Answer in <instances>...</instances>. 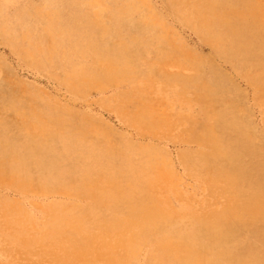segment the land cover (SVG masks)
<instances>
[{
  "label": "rangeland",
  "instance_id": "rangeland-1",
  "mask_svg": "<svg viewBox=\"0 0 264 264\" xmlns=\"http://www.w3.org/2000/svg\"><path fill=\"white\" fill-rule=\"evenodd\" d=\"M199 1L0 0V264H107L100 246L115 237L103 234L105 224L127 219L139 197L173 214L157 235L183 241L195 233L190 215L222 211L230 196L251 194L246 186L209 181L199 156L209 150L210 132L223 149H236L240 161L232 166L264 178V86L254 78L264 50L254 47L245 57L232 44L210 43L192 13ZM245 1L258 6L251 19L264 27V0L234 4ZM106 56L120 60L124 74L102 77ZM142 109L149 113L135 116ZM28 143L39 149L33 153ZM109 182L121 193L117 204L107 199ZM248 220L231 226L204 260L264 264V220ZM207 242L198 234L192 245ZM131 250L126 264H156L152 239ZM120 251L114 247L115 257Z\"/></svg>",
  "mask_w": 264,
  "mask_h": 264
},
{
  "label": "bare ground",
  "instance_id": "bare-ground-1",
  "mask_svg": "<svg viewBox=\"0 0 264 264\" xmlns=\"http://www.w3.org/2000/svg\"><path fill=\"white\" fill-rule=\"evenodd\" d=\"M146 1V0H145ZM238 1V0H234ZM233 0H200L193 6L192 13L194 17L198 19L199 25L202 28L203 32L206 33L210 37V43L223 46L227 44H232L234 49L240 51V54L245 57L250 53L252 48L258 47L260 50H264L263 41L264 35H262L261 30L262 24L252 21L251 15L256 11L257 8L253 7V4H249L248 2H242L243 6L238 8L235 6ZM240 1V0H239ZM194 2V1H192ZM125 3V2H124ZM131 3V2H130ZM178 3V2H177ZM138 4V3H137ZM136 4V5H137ZM148 4V2H147ZM256 5V4H254ZM88 6V5H87ZM186 6V5H185ZM133 7V6H131ZM136 7V6H135ZM147 7V5H146ZM190 7V6H189ZM253 7V8H252ZM127 9V8H125ZM132 9V8H131ZM146 10V9H145ZM150 10V9H149ZM184 10V9H183ZM147 11V10H146ZM133 12H135L133 10ZM145 12V11H144ZM100 13V12H99ZM149 13V12H148ZM151 13V12H150ZM146 14V13H145ZM125 15V14H123ZM143 15V13H142ZM149 15V14H148ZM151 16V15H150ZM148 16V17H150ZM102 17V16H100ZM136 17V16H135ZM138 17V16H137ZM254 18V17H252ZM103 19V18H102ZM139 20V19H138ZM142 20V19H141ZM260 21V20H258ZM143 23V21H142ZM145 23V22H144ZM104 26V25H103ZM107 26V25H106ZM111 27V26H110ZM144 27V26H143ZM106 28V27H105ZM116 29V28H115ZM128 30V29H125ZM124 30V32H125ZM26 31V30H25ZM84 31V30H83ZM108 31V30H107ZM264 31V30H263ZM48 32V31H47ZM26 33V32H24ZM41 33V32H40ZM43 33V32H42ZM150 33V32H149ZM22 34V33H21ZM96 34V33H95ZM98 34V33H97ZM108 34V33H107ZM123 34V33H122ZM249 34H251L249 36ZM45 35V34H44ZM124 35V34H123ZM48 36V35H47ZM50 36V35H49ZM130 36V35H129ZM207 36V37H208ZM245 36V38H244ZM22 37V36H21ZM51 37V36H50ZM105 37V36H103ZM124 37V36H123ZM151 37V36H150ZM97 38V37H96ZM102 38V37H101ZM106 38V37H105ZM123 39V38H122ZM131 39V37L129 38ZM143 39V38H142ZM35 40V39H34ZM101 40V39H100ZM125 40V39H124ZM31 41V40H30ZM105 41V40H104ZM132 41V40H131ZM98 42V41H97ZM106 42V41H105ZM124 42V41H123ZM96 43V42H95ZM101 43V42H100ZM146 43V42H143ZM22 44V43H21ZM37 44V43H36ZM102 44V43H101ZM118 44V43H117ZM120 44V43H119ZM123 44V43H121ZM126 44V43H125ZM125 44L122 45L125 47ZM131 44V43H130ZM38 45V44H37ZM96 45V44H95ZM94 45V46H95ZM210 45V44H209ZM46 46V45H45ZM108 46V45H105ZM229 46V45H228ZM227 46V47H228ZM231 46V45H230ZM38 47V46H37ZM51 47V46H50ZM99 47V46H98ZM97 47V48H98ZM117 47V46H116ZM119 47V46H118ZM129 47V46H128ZM226 47V48H227ZM42 48V47H41ZM63 48V47H62ZM88 48V47H87ZM108 48V47H107ZM134 48V47H133ZM225 48V47H224ZM36 49V48H35ZM59 49V48H58ZM102 49V48H101ZM117 49V48H116ZM62 50V49H61ZM87 50V49H86ZM89 50V49H88ZM124 50V49H123ZM134 50V49H133ZM52 51V50H51ZM102 51V50H101ZM117 51V50H116ZM130 51V50H129ZM231 52V50H229ZM99 52V51H98ZM97 52V53H98ZM106 52V51H105ZM230 52L226 51L225 54H230ZM103 53V52H102ZM101 53V56H102ZM257 53V52H256ZM35 54V53H34ZM133 54V53H132ZM137 54H139L137 52ZM252 54V53H251ZM62 55V54H61ZM65 55H67L65 53ZM89 55V54H88ZM95 55V54H94ZM128 55V54H127ZM135 55V54H134ZM129 56V55H128ZM227 56V55H226ZM97 57V56H96ZM100 57V56H98ZM114 57V56H111ZM240 57V56H239ZM255 61L261 62L260 58L255 56ZM92 58V57H91ZM126 56L124 54L120 55L119 59L124 60ZM237 58V57H236ZM244 59V58H243ZM246 59V58H245ZM250 59V58H249ZM248 59V60H249ZM128 60V59H127ZM252 60V59H251ZM120 61V60H119ZM117 59L109 58V57H101V65L102 67V77L109 78L115 76L117 73L124 74L119 71ZM236 61V60H234ZM242 61V60H241ZM98 62V61H97ZM124 62V61H123ZM132 62V61H131ZM177 62V61H176ZM264 62V61H263ZM176 64V63H175ZM248 64V63H247ZM261 64V63H260ZM128 65V64H127ZM178 65V64H177ZM239 65V64H238ZM264 65V63H263ZM263 69L255 78V81H260L261 85L264 86V66ZM122 67V66H121ZM100 68V66H99ZM134 68V67H133ZM166 68V67H164ZM257 68V67H256ZM83 69V68H82ZM63 70V69H62ZM126 70V69H125ZM130 70V69H129ZM246 70V69H245ZM250 70V68H249ZM258 70V69H257ZM87 72V71H86ZM85 72V73H86ZM252 72V71H251ZM82 74V72H81ZM93 74V73H92ZM126 74V73H125ZM163 74V73H162ZM168 74V73H166ZM78 75V73L76 74ZM149 75V74H148ZM90 76V75H89ZM88 76V77H89ZM101 76V75H100ZM118 76V75H117ZM147 76V75H146ZM169 76V75H167ZM248 76V75H247ZM250 76V75H249ZM253 76V75H251ZM95 77V76H94ZM93 77V78H94ZM123 77V76H122ZM174 77V75H173ZM215 77V76H214ZM81 78V77H80ZM86 78V77H85ZM117 78V77H115ZM180 79H184L183 77H179ZM178 78V79H179ZM217 78V77H215ZM88 79V78H87ZM110 79V78H109ZM108 79V80H109ZM152 79V78H151ZM176 79V80H178ZM97 80V79H95ZM103 80V79H102ZM113 80V79H112ZM175 80V78H174ZM200 80V78H199ZM203 80V79H202ZM212 80V79H209ZM72 81V80H71ZM92 81V80H91ZM105 81V80H104ZM205 81V79H204ZM203 81V83H204ZM214 81V80H212ZM254 81V80H253ZM95 82V81H93ZM117 82V81H116ZM185 82V81H184ZM196 82V81H195ZM194 82V83H195ZM207 82V81H206ZM72 83V82H70ZM76 83V82H75ZM90 83V82H89ZM98 83V82H97ZM154 83V82H153ZM162 83V82H161ZM164 83V82H163ZM175 84V82H173ZM180 83V82H179ZM209 83V82H208ZM256 83V82H255ZM165 84V83H164ZM192 84V83H191ZM189 84V85H191ZM197 84V83H196ZM219 83H217L218 85ZM259 84V83H258ZM102 85V83L100 84ZM170 85V83H169ZM172 85V84H171ZM182 85V84H181ZM193 85V84H192ZM212 85V84H211ZM71 86V85H70ZM83 87V86H82ZM92 87V85H91ZM97 87V86H96ZM192 87V86H191ZM190 88V87H189ZM198 86L196 87V89ZM257 88V87H256ZM98 89V88H97ZM160 89V88H159ZM194 89V88H193ZM202 89V88H201ZM219 89V87H218ZM197 91V90H196ZM223 91V90H221ZM218 92V91H217ZM224 92V91H223ZM260 92V91H259ZM219 93V92H218ZM215 94V93H214ZM261 94V93H260ZM263 94V93H262ZM222 95V94H221ZM197 96V95H196ZM224 96V95H223ZM216 97V96H215ZM226 97V96H225ZM260 97V96H259ZM221 98V97H220ZM223 99V98H221ZM226 99V98H225ZM230 99V98H228ZM264 99V98H263ZM219 100V99H218ZM224 100V99H223ZM229 101V100H228ZM234 102V101H233ZM221 103V102H220ZM225 103V102H224ZM227 103V102H226ZM225 103V104H226ZM132 104V103H131ZM202 104V101H201ZM217 104V103H216ZM230 104V103H229ZM228 104V106H229ZM127 106V104H126ZM218 106V105H217ZM227 106V107H228ZM206 107V106H205ZM215 107V106H214ZM144 108V107H143ZM232 108V107H231ZM141 109V108H140ZM203 109V108H202ZM205 109V108H204ZM209 109V108H208ZM221 109V108H220ZM229 109H227L228 111ZM233 110V109H232ZM149 109H142L135 113V116L138 118L141 115H145ZM212 112V111H211ZM236 112V111H235ZM128 113V112H127ZM151 113V112H150ZM206 114V113H205ZM208 114V113H207ZM229 114V113H228ZM134 115V114H133ZM209 115V114H208ZM241 115V112H240ZM154 116V113H153ZM227 116V115H226ZM229 116V115H228ZM227 116V118H228ZM211 117V116H210ZM56 118V117H55ZM177 118V117H176ZM225 118V117H224ZM243 118V117H242ZM142 119V118H140ZM159 118L154 117L153 121L158 122ZM164 119V118H163ZM179 119V118H178ZM206 119V118H205ZM209 119V118H208ZM214 119V118H213ZM218 119V118H217ZM56 120V119H55ZM143 120V119H142ZM141 120V121H142ZM229 120V119H228ZM135 121V120H134ZM159 121H161L159 119ZM172 121V120H171ZM218 121V120H217ZM58 122V121H57ZM56 122V123H57ZM144 122V121H143ZM163 122V121H162ZM166 121L164 120V123ZM175 122V120H174ZM192 122V121H191ZM221 122V121H220ZM228 123V121H226ZM138 123V122H137ZM149 123V122H148ZM161 123V122H160ZM178 123V122H177ZM225 123V122H224ZM171 124V123H170ZM174 125V123H172ZM204 124V123H203ZM23 125V124H21ZM57 125V124H56ZM143 125V123H142ZM159 125V123H158ZM165 125V124H164ZM200 126V124H198ZM209 125V124H208ZM217 125V124H216ZM215 125V126H216ZM230 125V124H229ZM19 126V125H18ZM55 126V125H54ZM144 126V125H143ZM153 126V125H152ZM51 127V126H49ZM53 127V126H52ZM51 127V128H52ZM59 127V126H58ZM159 127V126H158ZM192 127V126H191ZM223 127V126H222ZM60 128V127H59ZM190 128V127H189ZM206 128V127H205ZM213 128V125H212ZM220 128V127H219ZM232 127H230L231 129ZM50 129V128H49ZM210 129V128H208ZM223 129V128H222ZM39 130V129H38ZM37 130V131H38ZM42 130V129H41ZM44 130V129H43ZM47 130V129H46ZM59 130V129H58ZM96 130V129H95ZM106 130V129H105ZM215 130V129H214ZM220 130V129H219ZM227 130V129H226ZM251 130V129H250ZM45 131V130H44ZM61 131V130H60ZM59 131V132H60ZM93 132V129L91 130ZM103 131V130H101ZM189 131V130H188ZM218 131V130H217ZM228 131V130H227ZM234 131V129H233ZM229 132V131H228ZM237 132V131H236ZM21 133V130H20ZM40 133V131H39ZM231 133V132H230ZM233 133V132H232ZM249 133V132H248ZM36 134V133H35ZM38 134V133H37ZM207 134V133H206ZM217 134V133H216ZM215 134V136H216ZM220 134V133H219ZM226 134V133H225ZM236 134V133H235ZM44 135V134H43ZM107 135V134H106ZM105 135V136H106ZM222 135V134H221ZM229 135V134H228ZM250 135V134H249ZM17 136V135H16ZM34 136V135H33ZM234 136V135H233ZM20 137V136H19ZM29 138V136H27ZM42 137V136H41ZM44 137V136H43ZM46 137V136H45ZM107 137V136H106ZM105 137V138H106ZM202 137V135H201ZM218 137V136H217ZM228 137V136H227ZM37 138V137H36ZM35 138V139H36ZM111 138V137H110ZM206 140L209 143V150L199 156L201 162L204 166L205 174L209 175L208 179L212 184L223 183L225 187H233V186H246L248 191L251 193L248 196H244V194L237 193V195L230 196V200L225 204L222 211L214 212H204L198 215H190L191 221L190 226L193 227L194 234H185L182 236L183 241H174L169 236L161 235L158 236L157 232L161 226L165 228L169 224V219L173 218V214L171 211L164 210L160 206L158 208H154L150 206V204L145 203L144 197H139L135 203H130L128 205L130 215L127 219H121L118 217L112 218L108 220L105 224V230L103 231L104 235H113L114 241H103L100 248L102 251H105L108 256L110 255L109 261L107 264H126L129 261L130 251L135 246L136 242L139 240H149L152 239V243H154L155 250L158 253V256L155 259L156 264H171L170 260L174 257L176 259L175 264H208L204 257V251H206L210 247H214L217 245V242L221 240H225L229 238L232 234V230L230 229L236 222L247 223L250 222L248 218L252 220L263 219L264 220V193H259L264 189V178H260L258 174H248L244 168L239 166H232L234 162L238 163L239 154L232 145L229 148L223 149L221 147V143L217 141L214 135L210 132L208 136H206ZM219 138V137H218ZM33 139V138H32ZM34 139V140H35ZM200 138H198L199 140ZM205 139V138H204ZM229 139V138H228ZM231 139V138H230ZM243 139V138H242ZM242 139H240L242 141ZM18 140V139H17ZM28 140V139H27ZM39 140V139H38ZM37 140V141H38ZM46 140V139H43ZM42 140V141H43ZM106 140V139H105ZM109 140V139H108ZM112 140V139H111ZM232 140V139H231ZM237 140V139H236ZM239 140V139H238ZM36 141V140H35ZM40 141V140H39ZM21 142V141H19ZM28 142V141H27ZM30 142V141H29ZM33 142V141H32ZM103 142V141H102ZM201 142V140H200ZM224 142V141H223ZM231 142V141H230ZM234 142V141H233ZM38 143V142H37ZM30 144L31 150L33 153L37 151L38 145ZM106 143V141H105ZM19 144V143H18ZM39 144V143H38ZM43 144V143H42ZM41 143L39 145H42ZM47 144V143H46ZM44 144V146L46 145ZM108 144V143H107ZM116 144V143H115ZM199 144V143H198ZM204 144V142H203ZM239 144V143H237ZM4 145V144H3ZM110 145V144H109ZM117 145V144H116ZM260 145V143H259ZM10 146V145H9ZM13 146V145H12ZM28 147V146H27ZM43 147V146H42ZM45 147H48L47 145ZM107 147V146H106ZM26 148V147H25ZM111 148V147H110ZM146 148V147H145ZM149 148V147H148ZM147 149V148H146ZM240 149V148H239ZM238 149V150H239ZM23 150H25L23 148ZM27 150V148H26ZM197 150V149H196ZM200 150V149H199ZM29 151V150H28ZM146 151V150H145ZM204 151V150H203ZM82 152V151H81ZM80 153V152H79ZM194 153V152H193ZM72 154V153H71ZM104 154V153H103ZM201 154V153H199ZM243 154V153H242ZM39 155V154H38ZM147 155V154H146ZM151 155V154H150ZM35 161L39 162V156L32 155ZM198 156V155H197ZM76 157V156H75ZM152 157V156H151ZM247 157V156H246ZM82 158V157H81ZM86 158V157H85ZM110 158V157H109ZM153 160V159H152ZM115 161V159H114ZM88 163V161H87ZM191 163V162H189ZM193 163V162H192ZM115 164V163H113ZM118 164V163H117ZM242 164V163H241ZM111 165V163H110ZM152 165V164H151ZM193 166V165H192ZM191 166V167H192ZM200 166V165H199ZM133 168V167H132ZM252 168V167H251ZM259 168V167H258ZM101 169V168H100ZM151 171V168H150ZM124 173V172H123ZM254 173V172H253ZM87 174V173H86ZM93 175V174H92ZM115 175V174H114ZM144 175V174H143ZM91 176V175H90ZM17 178V177H16ZM136 178V177H135ZM138 178V177H137ZM207 178V177H206ZM106 179V178H105ZM119 179V178H118ZM96 180V179H95ZM120 180V179H119ZM90 181V180H89ZM108 181V180H106ZM95 184V182H93ZM101 183V182H100ZM205 183V182H204ZM23 184V183H22ZM109 192H107V199L115 202L118 201L120 197V192H118L116 185L109 182ZM139 184V183H138ZM206 184V183H205ZM208 184V182H207ZM124 185V183H123ZM127 185V184H126ZM220 185V184H219ZM93 186V185H92ZM122 186V185H121ZM221 186V185H220ZM91 187V186H90ZM217 187V186H216ZM96 189V186H93ZM120 188V187H119ZM122 188V187H121ZM124 188V187H123ZM211 188V187H210ZM238 188V187H237ZM100 189V188H99ZM208 189V188H206ZM215 189V188H214ZM239 189V188H238ZM242 189V188H241ZM131 190V189H130ZM136 190V189H135ZM220 190V188H219ZM141 191V190H140ZM227 191V190H226ZM236 191V190H234ZM233 191V192H234ZM239 191V190H238ZM241 191V190H240ZM89 192V190L87 191ZM131 192V191H130ZM142 192V191H141ZM140 192V194H141ZM144 192V191H143ZM210 192V191H209ZM225 192V190H224ZM243 192V190L241 191ZM90 193V192H89ZM244 193V192H243ZM133 194V193H132ZM134 194H136L134 192ZM209 194V193H208ZM229 194V193H228ZM245 195H247L245 193ZM221 196V195H220ZM227 196V195H225ZM148 197V196H147ZM227 198V197H226ZM124 199V198H123ZM131 200V199H130ZM134 200V199H133ZM105 202V201H103ZM102 202V204H103ZM147 202V201H146ZM225 202V201H224ZM116 203V202H115ZM117 204V203H116ZM119 205V203H118ZM127 205V204H126ZM114 206V204H113ZM125 206V205H124ZM123 206V207H124ZM214 206V205H213ZM102 207V205H101ZM73 208V207H72ZM216 208V207H215ZM221 208V207H220ZM212 209V207H211ZM210 210V209H209ZM113 211V210H112ZM192 211V210H191ZM190 211V213H191ZM205 211V210H204ZM202 212V211H201ZM76 213V212H75ZM104 213V212H103ZM114 213V212H112ZM175 213V212H173ZM126 214V213H125ZM197 214V213H196ZM111 215V214H110ZM113 215V214H112ZM105 216V215H104ZM177 216V215H176ZM181 216V215H180ZM120 217V216H119ZM123 217V216H122ZM125 217V216H124ZM127 217V216H126ZM244 217V218H243ZM79 218V217H78ZM100 218V217H99ZM105 218V217H104ZM103 218V219H104ZM178 217H176L177 219ZM184 218V217H183ZM102 219V220H103ZM106 219V218H105ZM182 219V218H181ZM66 220V219H65ZM77 220V219H76ZM97 220V218H96ZM175 220V219H174ZM179 220V218H178ZM185 220V218H184ZM81 219L79 220V222ZM101 221V220H100ZM180 221V220H179ZM258 221V220H257ZM74 222V221H73ZM177 222V220H176ZM69 223V222H67ZM72 223V222H71ZM89 223V222H88ZM79 225V223H77ZM90 224V223H89ZM175 224V223H174ZM81 225V224H80ZM95 224H93L94 226ZM102 225V224H101ZM100 225V226H101ZM68 226V224H67ZM176 226V225H175ZM72 228L74 225L71 226ZM80 227V226H78ZM76 227V229L78 228ZM249 227V225H248ZM172 228V227H171ZM174 228V226H173ZM264 228V227H263ZM102 229V228H101ZM167 229V228H166ZM179 229V228H178ZM248 229V228H244ZM252 229V228H251ZM66 230V229H65ZM73 230V229H72ZM78 230V229H77ZM170 230V229H169ZM172 230V229H171ZM249 230V229H248ZM80 231V229H79ZM71 232V231H70ZM82 232V231H81ZM161 232V231H160ZM256 232V231H255ZM99 233V232H98ZM169 233V232H168ZM177 233V231H176ZM244 233V232H243ZM73 234V233H71ZM165 234V233H164ZM175 234V233H174ZM201 234L205 239H207V244L196 247L192 245L193 241L196 239L197 235ZM241 234V233H240ZM250 234V233H249ZM82 235V234H81ZM103 235V236H104ZM263 235V233H262ZM70 236V235H69ZM76 236V235H75ZM86 236V235H85ZM95 236V235H94ZM99 236V235H98ZM61 237V236H60ZM65 237V236H63ZM72 237V236H71ZM91 237V236H90ZM107 237V236H106ZM87 238V236H86ZM108 238V237H107ZM178 238V237H177ZM81 239V237H80ZM109 239V238H108ZM107 239V240H108ZM198 239V238H197ZM235 239V238H234ZM71 240V239H70ZM68 240V241H70ZM74 240V239H73ZM57 241V240H56ZM55 241V242H56ZM60 241V240H59ZM62 241V240H61ZM60 241V242H61ZM66 241V240H65ZM87 241V240H86ZM95 241V239H94ZM50 242V241H49ZM54 242V241H53ZM59 242V243H60ZM92 242V241H90ZM89 242V243H90ZM100 242V241H99ZM257 242V241H256ZM86 243V242H85ZM84 243V245H85ZM62 244V242H61ZM74 244V243H73ZM79 244V243H78ZM95 244V242H94ZM138 244V243H137ZM238 244V243H237ZM71 245V244H70ZM76 245V244H75ZM83 245V246H84ZM98 245V244H97ZM223 245V244H222ZM244 245V244H243ZM82 246V243H81ZM138 246V245H137ZM71 247V246H70ZM88 247V246H87ZM114 247H117L121 251L120 257H115L113 250ZM218 247V245H217ZM65 248V247H64ZM63 248V249H64ZM67 248V246H66ZM141 248V245L139 246ZM257 248V247H256ZM239 249V248H237ZM246 249V248H245ZM249 249V248H248ZM98 250H100L98 248ZM135 250V248H134ZM154 250V249H153ZM247 250V249H246ZM257 250V249H256ZM217 251V249H216ZM220 251V250H218ZM217 251V252H218ZM137 252V251H136ZM154 252V251H153ZM134 253V252H132ZM155 253V252H154ZM152 253V254H154ZM210 253V252H209ZM239 253V252H237ZM243 253V252H242ZM138 254V253H136ZM222 254L224 256H228L230 252L223 251ZM133 255V254H132ZM135 255V254H134ZM138 256V255H137ZM219 256V255H218ZM262 256V255H261ZM148 257V256H147ZM126 258V259H125ZM137 258V257H136ZM236 258V257H235ZM131 259V258H130ZM147 259V258H146ZM215 259V258H214ZM223 259V258H221ZM254 259V258H253ZM257 259V258H256ZM117 260H124V263ZM216 260V259H215ZM224 260V259H223ZM210 261V260H209ZM217 261V260H216ZM225 261V260H224ZM228 264V263H227ZM237 264H249L247 261H238Z\"/></svg>",
  "mask_w": 264,
  "mask_h": 264
}]
</instances>
